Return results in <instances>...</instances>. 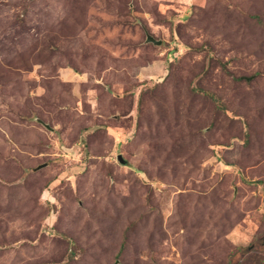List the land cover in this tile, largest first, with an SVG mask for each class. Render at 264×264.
<instances>
[{
    "label": "rangeland",
    "instance_id": "rangeland-1",
    "mask_svg": "<svg viewBox=\"0 0 264 264\" xmlns=\"http://www.w3.org/2000/svg\"><path fill=\"white\" fill-rule=\"evenodd\" d=\"M241 263L264 0H0V264Z\"/></svg>",
    "mask_w": 264,
    "mask_h": 264
},
{
    "label": "water",
    "instance_id": "water-1",
    "mask_svg": "<svg viewBox=\"0 0 264 264\" xmlns=\"http://www.w3.org/2000/svg\"><path fill=\"white\" fill-rule=\"evenodd\" d=\"M145 41L146 42H151V43H153V44H156V45H159V44H161V40H156L153 36H151L150 34H147L146 35V39H145ZM250 78H247V80H249ZM40 123H42V121L41 120H38ZM42 124H44V123H42ZM47 128H49L48 127V125L47 124H44ZM117 159H118V161L120 162V163H125V160L122 158V156L121 155H118L117 156ZM39 167H41V166H38V168Z\"/></svg>",
    "mask_w": 264,
    "mask_h": 264
},
{
    "label": "trees",
    "instance_id": "trees-1",
    "mask_svg": "<svg viewBox=\"0 0 264 264\" xmlns=\"http://www.w3.org/2000/svg\"><path fill=\"white\" fill-rule=\"evenodd\" d=\"M201 91L205 92V94H207L211 99H214V101H216V98L214 97L213 94L208 93V92L205 91L204 89H201ZM221 109H222V110H226V109L224 108V106H222ZM122 158H123V157H122ZM125 162H126V161H125ZM241 264H242V263H241Z\"/></svg>",
    "mask_w": 264,
    "mask_h": 264
}]
</instances>
